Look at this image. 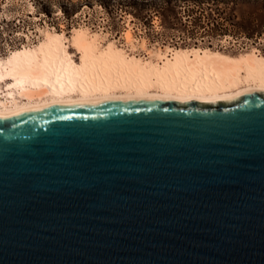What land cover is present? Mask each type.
Returning a JSON list of instances; mask_svg holds the SVG:
<instances>
[{
  "label": "water",
  "instance_id": "95a60500",
  "mask_svg": "<svg viewBox=\"0 0 264 264\" xmlns=\"http://www.w3.org/2000/svg\"><path fill=\"white\" fill-rule=\"evenodd\" d=\"M0 264H264V90L0 114Z\"/></svg>",
  "mask_w": 264,
  "mask_h": 264
},
{
  "label": "bare ground",
  "instance_id": "6f19581e",
  "mask_svg": "<svg viewBox=\"0 0 264 264\" xmlns=\"http://www.w3.org/2000/svg\"><path fill=\"white\" fill-rule=\"evenodd\" d=\"M101 38L83 26L74 27L70 36L45 29L37 43L0 56V114L94 99L211 100L264 90V54L255 47L229 54L165 46L142 56ZM124 38L136 47L130 29ZM141 46L146 48L144 40Z\"/></svg>",
  "mask_w": 264,
  "mask_h": 264
},
{
  "label": "rangeland",
  "instance_id": "374dc122",
  "mask_svg": "<svg viewBox=\"0 0 264 264\" xmlns=\"http://www.w3.org/2000/svg\"><path fill=\"white\" fill-rule=\"evenodd\" d=\"M79 26L142 56L165 46L239 54L264 45V0H0V56L37 43L45 29L70 36Z\"/></svg>",
  "mask_w": 264,
  "mask_h": 264
},
{
  "label": "built area",
  "instance_id": "2783aa9c",
  "mask_svg": "<svg viewBox=\"0 0 264 264\" xmlns=\"http://www.w3.org/2000/svg\"><path fill=\"white\" fill-rule=\"evenodd\" d=\"M225 40L226 39L224 37L220 40V43H221L220 46L226 47L225 44H224ZM258 40H263V39L262 38H258ZM255 50L261 51L264 54V45H262V46H256L255 47Z\"/></svg>",
  "mask_w": 264,
  "mask_h": 264
}]
</instances>
